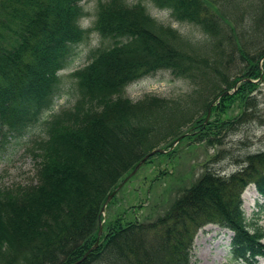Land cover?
<instances>
[{
	"label": "trees",
	"instance_id": "16d2710c",
	"mask_svg": "<svg viewBox=\"0 0 264 264\" xmlns=\"http://www.w3.org/2000/svg\"><path fill=\"white\" fill-rule=\"evenodd\" d=\"M83 1L0 0V150L45 118L62 93L60 72L81 45L98 39L70 74L73 106L42 122L45 136L28 149L37 160L35 182L0 183V264H73L95 245L101 222L98 247L79 264H192L194 235L209 223L233 233L234 259L264 258V228L247 220L241 197L252 183L264 198V151L245 154L228 177L206 172L147 221L102 214L108 196L151 151L174 155L187 138L221 144L224 133L246 122L250 91L264 74V32L237 55L234 27L214 0H99L93 18ZM148 2L198 26L214 40L211 51L152 15ZM256 5L264 19V0ZM233 57L238 67L231 75L222 60ZM160 70L186 80L191 92L138 100L126 94ZM236 95L242 111L213 126L212 103L219 98L211 113Z\"/></svg>",
	"mask_w": 264,
	"mask_h": 264
},
{
	"label": "rangeland",
	"instance_id": "374dc122",
	"mask_svg": "<svg viewBox=\"0 0 264 264\" xmlns=\"http://www.w3.org/2000/svg\"><path fill=\"white\" fill-rule=\"evenodd\" d=\"M214 1L220 14L222 12L234 27L233 41L237 55V48L243 49L244 45L252 48L259 44V35L264 32V19L259 18L261 11L256 5L259 0ZM98 2L99 0L83 1L82 5L90 18L94 17ZM146 5L151 14L160 21L178 29L186 39L203 51H211L214 40L204 35L198 26L173 20L168 11L161 10L152 3L148 2ZM252 13L254 19L249 17ZM90 22V19L85 20L83 25L89 26ZM97 42V36H93L86 44L81 45L71 64L60 72L62 93L56 98L51 111L44 113L45 118L30 132L18 138L12 137L0 150L2 186L11 187L18 183L35 182L37 160L28 149L32 147L36 137L45 136L42 131L43 123L52 113L73 106L77 94L70 74L88 61V52ZM222 61L231 75L237 72V58L233 57L230 61L226 58ZM262 66L260 65L259 68L262 69ZM255 82L254 88L250 91L252 103L248 105L249 111L253 113L248 116L246 122L237 124L239 126L234 130L224 133V137L220 140L221 144L211 145L207 140L187 138L178 146L174 155L156 154L119 191L107 209L106 219L110 221L117 217H125L127 220L145 221L151 214L165 208L206 172H217L228 177L243 166L245 154L264 151V74ZM189 92H191L190 84L167 70H160L143 77L129 85L126 90V94L133 100L140 99L146 93L163 97H182ZM240 100H242L241 96L236 95L230 101L220 103L219 108L212 111L208 120L216 126L221 119L236 117L244 107ZM241 197L247 220L256 222L264 228V198L257 193L254 184L249 183ZM232 234L230 230L215 223L202 226L194 235L192 264H250L233 258L230 253ZM254 264H264V258H259Z\"/></svg>",
	"mask_w": 264,
	"mask_h": 264
},
{
	"label": "water",
	"instance_id": "95a60500",
	"mask_svg": "<svg viewBox=\"0 0 264 264\" xmlns=\"http://www.w3.org/2000/svg\"><path fill=\"white\" fill-rule=\"evenodd\" d=\"M244 79H247V78H244ZM218 100H219V98L217 99V100H215L213 103H212V105H211V107H210V109H209V111H208V115H207V120L209 119V117H210V115H211V110H212V106H214V104L216 103V102H218ZM188 134V133H187ZM187 134H184V135H182L181 137H179V138H177L175 141H174V143H173V146L170 148V149H172L174 146H176L179 142H180V140L183 138V137H185ZM168 150H166V149H164V148H158V149H155V150H153V151H151L149 154H147L137 165H136V167H135V169L130 173V175H128V177H126L125 179H124V181H122L119 185H118V187H117V189L113 192V193H111L109 196H108V198L106 199V201H105V203H104V205H103V207H102V214L103 215H105L106 214V209H107V206L109 205V203L111 202V200L114 198V196L117 194V192L118 191H120L123 187H124V185L126 184V182L130 179V178H132L138 171H139V169L147 162V160L151 157V156H153L154 154H156L157 152H167ZM102 233H103V222H101V225H100V230H99V235H98V238H97V242L95 243V245L93 246V247H91L84 255H83V257L81 258V259H79V260H77L76 262H74L73 264H79V263H81V262H83L85 259H87V257L90 255V253L94 250V249H96L97 247H98V245H99V241H100V237H101V235H102Z\"/></svg>",
	"mask_w": 264,
	"mask_h": 264
}]
</instances>
